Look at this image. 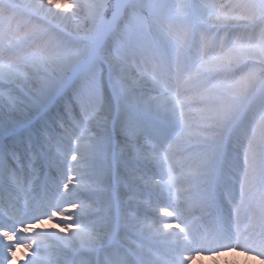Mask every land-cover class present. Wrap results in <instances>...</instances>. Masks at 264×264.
I'll return each mask as SVG.
<instances>
[{
    "label": "snow or ice",
    "instance_id": "6c2138e0",
    "mask_svg": "<svg viewBox=\"0 0 264 264\" xmlns=\"http://www.w3.org/2000/svg\"><path fill=\"white\" fill-rule=\"evenodd\" d=\"M16 244L264 258V0H0V264Z\"/></svg>",
    "mask_w": 264,
    "mask_h": 264
},
{
    "label": "bare ground",
    "instance_id": "6f19581e",
    "mask_svg": "<svg viewBox=\"0 0 264 264\" xmlns=\"http://www.w3.org/2000/svg\"><path fill=\"white\" fill-rule=\"evenodd\" d=\"M58 3L59 10L63 9V6L68 3V0H52L53 10L54 6ZM236 250V249H233ZM17 254V253H16ZM27 255V254H26ZM17 256V255H16ZM29 255H27L28 258ZM15 257V256H14ZM22 259V255L18 254V261L15 264H26V260ZM195 254H192V258L186 261V264H264V260L251 256H244L237 252H227L221 256H215L214 258H200L195 259Z\"/></svg>",
    "mask_w": 264,
    "mask_h": 264
},
{
    "label": "clouds",
    "instance_id": "9594fccd",
    "mask_svg": "<svg viewBox=\"0 0 264 264\" xmlns=\"http://www.w3.org/2000/svg\"><path fill=\"white\" fill-rule=\"evenodd\" d=\"M46 223V221H41L40 223H31V224H25L23 226H18V232L23 235L26 233H37L40 231H44V230H39L41 229V226L44 225ZM51 228H54L55 226L48 222ZM23 236H29V235H23ZM16 248H24L25 250H27V248L23 245V244H16L15 246ZM9 264H12V262L10 261Z\"/></svg>",
    "mask_w": 264,
    "mask_h": 264
},
{
    "label": "rangeland",
    "instance_id": "374dc122",
    "mask_svg": "<svg viewBox=\"0 0 264 264\" xmlns=\"http://www.w3.org/2000/svg\"><path fill=\"white\" fill-rule=\"evenodd\" d=\"M68 2H69V0H68ZM54 8H55V10H59L58 3L55 4ZM47 228L49 229L50 227L47 226ZM30 235H31V234H29V236H30ZM14 250H17V248H15ZM19 252H20V251H19ZM21 254H22V259L25 260V258H27V257H26V254H27V255L29 254V250H25V249H24V252H22ZM20 264H21V263H20Z\"/></svg>",
    "mask_w": 264,
    "mask_h": 264
}]
</instances>
